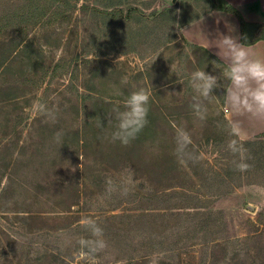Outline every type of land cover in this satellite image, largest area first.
Wrapping results in <instances>:
<instances>
[{
    "label": "rangeland",
    "instance_id": "obj_1",
    "mask_svg": "<svg viewBox=\"0 0 264 264\" xmlns=\"http://www.w3.org/2000/svg\"><path fill=\"white\" fill-rule=\"evenodd\" d=\"M213 7L0 0V264H85L79 242L95 239L89 221L107 243L96 264H226L237 256L264 264V137L239 138L248 165L240 171V157L227 149L224 96L199 101L202 120L187 79L175 73L179 65L188 73L206 67L191 63L179 28ZM115 10L124 13L106 15ZM99 61L121 74V87L116 72L103 85L92 80ZM154 65L155 86H171L147 93L193 145L192 159L170 155L180 168L158 172L111 140L118 121L110 103L123 111L128 91H145L138 74L146 78ZM97 116H106L105 131ZM162 144L152 145L153 159ZM77 200L67 213L65 204Z\"/></svg>",
    "mask_w": 264,
    "mask_h": 264
},
{
    "label": "clouds",
    "instance_id": "obj_2",
    "mask_svg": "<svg viewBox=\"0 0 264 264\" xmlns=\"http://www.w3.org/2000/svg\"><path fill=\"white\" fill-rule=\"evenodd\" d=\"M203 20L200 21V25ZM227 32H217L215 36H209L202 30L206 38L204 49H211L218 58L213 65L212 72L196 70L188 73L184 65H179L175 73L183 75L191 88L194 103L193 110L200 114L203 120V113L206 107L199 101L201 99L210 100L217 93H222L224 103L229 111L235 116L247 115L250 118L264 120V57L257 56L251 47H248L247 37L238 33L237 26L228 21H224ZM242 40L244 42H242ZM227 63V68L221 71L217 65ZM217 69L219 72L217 73ZM227 81V84L224 83ZM150 96L147 92L140 90L133 92L124 102V110L115 106L113 111L118 121L117 128L111 133L112 142H119L127 146L134 141L148 124ZM40 112L50 115L45 105L40 106ZM227 131L230 139L227 143L228 151L239 156L241 161L237 164L240 171L248 168L244 163L245 148L239 140L243 129L240 121L233 120L227 123ZM192 144L191 135L183 129L178 130L176 135V156L178 160L185 158L192 159V154L188 151ZM93 240H80L81 248L86 251L81 253V259L85 264H96V257L106 247L107 243L103 239V229L94 221L88 222Z\"/></svg>",
    "mask_w": 264,
    "mask_h": 264
},
{
    "label": "trees",
    "instance_id": "obj_3",
    "mask_svg": "<svg viewBox=\"0 0 264 264\" xmlns=\"http://www.w3.org/2000/svg\"><path fill=\"white\" fill-rule=\"evenodd\" d=\"M213 3H214V9H218L226 13L233 14L237 17L240 23V27H241V35L247 37V43H249L247 44V46H252V45L257 44L260 41H264V24H251L247 22L244 19L243 15L240 13V11H238L235 7L231 6L225 0H213ZM123 13H124L123 10H115L114 12H106V15H109L110 17H118L119 14L122 15ZM242 42L244 41L242 40ZM185 43L192 49V52H193L192 53L193 60H191V57H190L191 63H198L199 65H201V67L203 66L205 67V65L207 66L214 59V57H212V55L206 49L201 48V47H196V46L193 47L186 41ZM198 53H201L204 55L202 61L197 56ZM97 65L99 67H96V69H94V73H93L94 75L92 77V80L94 82L101 81V85H103L104 83L107 82L108 78L114 77L113 75L116 72L118 76L120 77L118 79V82H119V87H121L122 76L116 70L115 71L113 70L114 69L113 66H111L108 62H105V61H99ZM220 65L223 67L224 70L227 68V66L224 64H220ZM157 66L158 65H154L151 71L147 74L146 78H143L142 80L140 77L144 75L138 74L140 81H137L138 83L137 85L139 86L143 85L145 92L149 91V93L150 92L151 93H158V92L163 93V92H167L171 86V83L167 82V80L163 84L155 86L152 78H153V74L155 73V68ZM149 78L151 82H147ZM149 83H150V89H149ZM160 88L166 89V91H160ZM120 90H124V89H120ZM128 93L131 95L132 92L128 91ZM110 105L113 106V108L117 106L111 103ZM224 105L225 103H224V98H223V106ZM160 108L161 107L158 106V104L156 103V100L154 98L153 99L150 98V103H149L150 113L148 114V117H147L148 124L146 125V127L143 129V131L138 135V137L134 141H132L127 146L123 145L122 151L124 155L125 154L130 155L131 153L132 154L136 153L134 157H137L139 160H143L141 164H142V167H145L146 171L153 170L154 172H158V171L166 170L169 167L172 169L180 168V163L178 162L175 164L174 159H173V157L176 156V153H175L176 135H177L178 130L180 129H177L173 125V121H171V119H169L166 114L161 113ZM183 118H184L183 121L185 122H189L190 120V116L188 113H185ZM224 119H225L224 122L228 123L225 117ZM100 123L101 125H99ZM106 123H107L106 116L104 117L97 116L98 129L100 127L102 128V131H105ZM103 135L106 136L107 134L104 132ZM157 141H161L165 144H162L163 150L161 152L160 158L155 160L152 158L153 153L151 151H152V145ZM189 148H193V145L191 144ZM170 155L171 156L173 155V157H170ZM148 156H150L151 159L147 158ZM78 203H79L78 200L75 202H68L65 204L66 208L64 209L67 210L66 212L68 213L75 206H77ZM67 217L71 218V216H67ZM248 258L249 257L247 256L244 258L237 256L235 259H232L231 263H228L226 261V264L227 263L228 264H249ZM225 259H221L220 261H225ZM34 264H37V263H34ZM38 264H43V263L40 261L38 262Z\"/></svg>",
    "mask_w": 264,
    "mask_h": 264
},
{
    "label": "crops",
    "instance_id": "obj_4",
    "mask_svg": "<svg viewBox=\"0 0 264 264\" xmlns=\"http://www.w3.org/2000/svg\"><path fill=\"white\" fill-rule=\"evenodd\" d=\"M231 6L235 7L243 15L244 19L251 24H264V0H225ZM203 23L200 25V21ZM224 21L237 26L238 33L241 34V27L239 20L235 15L226 13L224 11L213 9L205 14H202L194 19L186 21L179 28V39L188 42L191 46L205 48L206 38L203 36L202 30L209 36H215L219 32H227ZM202 30H201V28ZM254 51L257 56L264 57V41H260L255 45L248 46ZM216 62L218 58L214 55L213 50L206 49ZM198 53L197 56L199 57ZM201 60H203V54ZM193 59V58H192ZM211 63V62H210ZM227 66V63H222ZM225 117L227 121L238 120L242 125V135L239 137L241 140L249 141L260 139L264 137V120H257L250 118L247 115L235 116L233 115L226 105Z\"/></svg>",
    "mask_w": 264,
    "mask_h": 264
}]
</instances>
